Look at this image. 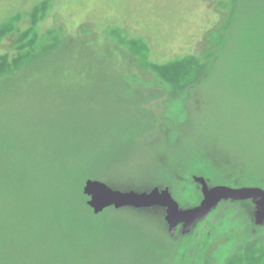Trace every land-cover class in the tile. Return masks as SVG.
<instances>
[{
	"label": "rangeland",
	"instance_id": "rangeland-1",
	"mask_svg": "<svg viewBox=\"0 0 264 264\" xmlns=\"http://www.w3.org/2000/svg\"><path fill=\"white\" fill-rule=\"evenodd\" d=\"M41 1L0 0V23L21 14L25 28L27 13ZM58 27L73 55L64 52L37 75L29 72L28 83L16 80L0 89V133L5 135L0 156L10 161L9 143L19 130L32 131L38 122L70 121L63 102L68 91L59 94L48 82L55 72L63 88L77 84L68 92H74L68 102L77 108L72 135L102 146L91 161L95 175L88 179L122 191L168 189L183 209L201 200L193 176L204 178L209 187L264 179V0H53L38 29L44 33ZM111 33L143 39L149 62L197 55L207 63L206 70L172 88L141 66L139 57ZM9 47L4 40L0 53ZM88 59L97 68L84 75L82 61ZM54 64H59L58 72ZM124 78L131 93L117 89ZM138 111L145 119L132 134ZM116 142L122 146L118 152L107 147ZM84 198L82 207L96 236L98 221L126 220L133 229L117 247L100 250L92 243L84 250V264L88 258L87 264H167L168 257L176 264L177 255H185L181 259L186 264L190 247H202L208 237L200 228L192 245L180 231L169 237L161 209L110 208L95 217ZM146 241L154 245L155 255L141 252ZM225 241L217 235L209 246Z\"/></svg>",
	"mask_w": 264,
	"mask_h": 264
},
{
	"label": "trees",
	"instance_id": "trees-1",
	"mask_svg": "<svg viewBox=\"0 0 264 264\" xmlns=\"http://www.w3.org/2000/svg\"><path fill=\"white\" fill-rule=\"evenodd\" d=\"M52 5L53 0H43L34 5L27 13L28 25L25 28L20 26L21 14L0 23V47L4 40L10 41L9 52L0 53V89L16 80L23 79L28 83L29 72L37 75L49 68L48 63L54 58L61 60L64 52L67 56L73 55L59 27L39 32L40 23L47 18ZM111 35L139 57L141 66H147L163 84L172 88L183 87L190 78L206 70L207 63L197 55L163 64L149 62L148 47L143 39L122 38L119 33ZM74 57L80 63L76 54ZM76 60L73 63L75 65L76 62L77 67ZM82 62H85L82 67L84 75H91L88 69L97 68L96 63L89 59ZM58 66L54 64L56 72L60 68ZM47 78L49 85L59 94L64 93L62 91L72 92L77 85L72 83L63 88L62 78L55 72ZM125 80L117 89L131 93ZM84 81L88 84L91 79ZM34 84L38 87L42 85L37 81ZM68 92L65 94L69 97L63 99L70 115V121L64 123L67 125L60 120L48 124L34 123L32 131L19 130L9 143L12 150L10 161L4 155L0 156V264H84L81 263L84 250H89L92 243L100 246V250L117 247L124 236L133 232L126 220H109L111 224L98 221L97 236L88 226L90 219L82 207L85 196L81 185L95 175L91 161L100 153L102 146L88 137L72 135L77 108L76 104L68 102L74 92ZM144 119L138 111L132 134L141 130ZM4 136L1 131V140ZM97 141L109 142L104 139ZM107 147L115 151L122 148L118 142ZM157 210L160 209L154 211ZM102 214L92 215L98 217ZM126 228L128 230H124ZM141 248V252L150 256L156 254L154 245L149 241L141 242ZM168 253H171L170 249ZM236 260L233 258V261ZM166 263L171 264L170 257Z\"/></svg>",
	"mask_w": 264,
	"mask_h": 264
},
{
	"label": "flooded vegetation",
	"instance_id": "flooded-vegetation-1",
	"mask_svg": "<svg viewBox=\"0 0 264 264\" xmlns=\"http://www.w3.org/2000/svg\"><path fill=\"white\" fill-rule=\"evenodd\" d=\"M194 178L195 176L191 179L199 187L200 199L202 200L200 185L194 181ZM218 186L237 189L256 188L264 191V179L260 177L259 180H246L239 186L227 183L218 184ZM218 210L220 213L216 216ZM258 212L259 208L252 199L220 202L206 219L196 223L188 234H182L183 240L188 238L190 241H192L191 237L195 234L194 232L199 228L200 231L202 229V233L204 230L207 231L208 235L204 239L205 244L202 247L198 246V249L194 250L190 247L187 252L188 257H185L186 264H264V219H258ZM181 228V226L177 227L174 236L179 231L181 232ZM189 234L191 235L185 237ZM217 235L224 237L226 241L218 246H209L210 239L217 237ZM193 241L190 242V245L194 244ZM184 256L177 255L176 264L184 263V260L181 259ZM233 258L237 260L233 261Z\"/></svg>",
	"mask_w": 264,
	"mask_h": 264
},
{
	"label": "water",
	"instance_id": "water-1",
	"mask_svg": "<svg viewBox=\"0 0 264 264\" xmlns=\"http://www.w3.org/2000/svg\"><path fill=\"white\" fill-rule=\"evenodd\" d=\"M194 181L200 185L202 200L192 208H181L174 200L168 189L152 188L147 191L115 190L107 184L88 179L85 181L82 193L87 198L86 205L97 216L106 210L133 209L164 211V221L169 237H173L178 226L182 234H188L192 227L206 219L222 201H241L252 199L259 208L258 219H264V191L256 188H231L228 186L209 187L201 177Z\"/></svg>",
	"mask_w": 264,
	"mask_h": 264
}]
</instances>
